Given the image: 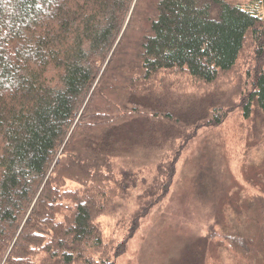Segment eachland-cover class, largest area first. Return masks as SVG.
<instances>
[{"label": "trees", "instance_id": "obj_1", "mask_svg": "<svg viewBox=\"0 0 264 264\" xmlns=\"http://www.w3.org/2000/svg\"><path fill=\"white\" fill-rule=\"evenodd\" d=\"M247 43L261 69L238 107L231 94L185 106L162 90L175 73L222 85ZM231 107L264 113V0H0V264H116L186 144ZM144 148L159 155L153 180L134 164ZM133 192L114 249L98 220ZM260 192L233 245L243 264H264Z\"/></svg>", "mask_w": 264, "mask_h": 264}, {"label": "rangeland", "instance_id": "obj_2", "mask_svg": "<svg viewBox=\"0 0 264 264\" xmlns=\"http://www.w3.org/2000/svg\"><path fill=\"white\" fill-rule=\"evenodd\" d=\"M227 1L244 8L253 2ZM248 44L237 70L222 85L198 86L175 73L165 76L162 90L185 106L199 103L200 97L231 94L238 107L261 69L255 47ZM231 110L221 125L197 130L186 144L168 195L142 220L126 252L114 257L116 264H243L233 245L249 224L245 215L253 200L264 190V113L254 112L246 120L241 108ZM154 151L144 148L135 156L144 179L153 180L157 173L159 155ZM138 196L133 192L117 200L115 212L98 220L105 243L114 249L130 235Z\"/></svg>", "mask_w": 264, "mask_h": 264}]
</instances>
